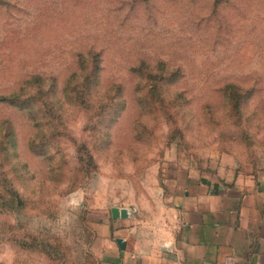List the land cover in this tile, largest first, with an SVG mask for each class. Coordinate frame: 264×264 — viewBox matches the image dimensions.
I'll use <instances>...</instances> for the list:
<instances>
[{
  "label": "rangeland",
  "instance_id": "obj_1",
  "mask_svg": "<svg viewBox=\"0 0 264 264\" xmlns=\"http://www.w3.org/2000/svg\"><path fill=\"white\" fill-rule=\"evenodd\" d=\"M91 47L100 52L101 92L119 83L125 99L110 124L93 131L95 106L63 105L49 118V158L35 156L27 147L34 126L0 103V119L15 129L17 170L24 166L16 187L28 199L0 212V264H91L109 207L140 197L157 165L234 162L264 172V0H0V95L31 74L59 83ZM138 58L180 69L165 94L187 97L179 114L141 113L128 72ZM227 82L253 89L245 114L222 99ZM79 143L94 161L82 179Z\"/></svg>",
  "mask_w": 264,
  "mask_h": 264
},
{
  "label": "crops",
  "instance_id": "obj_2",
  "mask_svg": "<svg viewBox=\"0 0 264 264\" xmlns=\"http://www.w3.org/2000/svg\"><path fill=\"white\" fill-rule=\"evenodd\" d=\"M113 206L129 216L109 207L91 264H264V172L252 167L171 161L140 197Z\"/></svg>",
  "mask_w": 264,
  "mask_h": 264
},
{
  "label": "trees",
  "instance_id": "obj_3",
  "mask_svg": "<svg viewBox=\"0 0 264 264\" xmlns=\"http://www.w3.org/2000/svg\"><path fill=\"white\" fill-rule=\"evenodd\" d=\"M218 1L214 0V4ZM74 56L73 67L59 83L55 77L31 74L23 78L14 89L0 95L1 104L19 112L34 126L36 132L28 141L27 147L35 156L49 158L47 149L55 145L49 144L48 134L52 135L56 129L49 118L63 113V105L78 106L83 113L95 106L92 110V115L95 116L93 131H98L104 126V122L110 124L116 120L125 107L119 83L111 84L108 92L106 89L101 92L100 52L91 47L78 51ZM128 72L133 77L132 99L142 114L155 115V110L167 113L173 112V109L179 114L187 104L188 99L181 90H174L172 95L165 96L168 95L170 85L181 77L177 66H171L162 60L138 58L128 67ZM252 90L233 82L224 83L219 88L231 113L238 116L245 114L242 108L251 97ZM165 102L168 105H164ZM16 148V133L11 121L8 118L0 119V212H17L28 201L16 187L15 179L19 177L16 173L19 168L24 167L17 170L19 160ZM75 157L77 171H80L82 179L93 170L94 161L84 143L76 146ZM71 183L75 184L76 180L72 179Z\"/></svg>",
  "mask_w": 264,
  "mask_h": 264
},
{
  "label": "water",
  "instance_id": "obj_4",
  "mask_svg": "<svg viewBox=\"0 0 264 264\" xmlns=\"http://www.w3.org/2000/svg\"><path fill=\"white\" fill-rule=\"evenodd\" d=\"M110 216L113 219L116 218H127L129 216V209L125 208V207H111L110 208ZM115 242L117 243V245L122 249L123 248V241L119 238L115 239ZM163 248H166V246H163Z\"/></svg>",
  "mask_w": 264,
  "mask_h": 264
}]
</instances>
